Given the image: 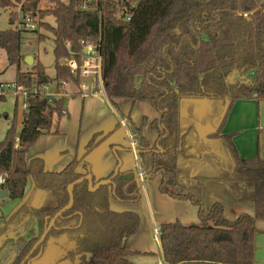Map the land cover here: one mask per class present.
Wrapping results in <instances>:
<instances>
[{
    "label": "trees",
    "instance_id": "16d2710c",
    "mask_svg": "<svg viewBox=\"0 0 264 264\" xmlns=\"http://www.w3.org/2000/svg\"><path fill=\"white\" fill-rule=\"evenodd\" d=\"M39 1L16 0L21 3L23 17L39 18V26L53 34L55 78L46 75L39 61L22 70L23 29L0 31V48L9 64L17 66L14 82L28 90L21 130L17 96L13 120L0 141V174L6 179L0 190H6L12 200L21 199L31 177L45 192V199L39 207L23 204L6 220L0 229V237L6 235L0 245V264L23 262L50 219L69 203L68 185L87 173L88 161L83 159H74L61 172H50L44 159L28 160L27 154L51 132L54 115L63 116L65 85L69 81L80 84L82 77L79 69L72 71L68 61L75 59L80 66L83 44L88 41L98 46L101 77L110 100L146 102L160 112L151 126L158 131L165 150L154 153L152 171V175H161V192L199 207L201 225L179 221L161 225L166 264H256L257 223L264 222V153L242 158L232 142L233 134L221 136L233 161L252 175L254 184V213L244 212L233 220L225 217L223 203L215 202L205 210L196 195L179 192L177 167L184 150L180 124L183 98L228 99L227 112L239 99L264 101V0H50L55 7L45 8L39 7ZM124 1L134 4L129 8V20L120 17L118 5ZM8 4L0 1L2 6L16 7ZM47 16L54 17V25L43 21ZM38 40H44V35L39 34ZM237 73L243 78L232 80ZM45 77L47 83H43ZM51 81L56 83L55 92L46 95L43 88ZM5 99L6 95L0 96V101ZM227 112L216 137H220ZM147 124L145 119L136 129L140 156L152 149L142 135ZM97 138L95 135L89 142L86 154L97 148ZM136 178L135 171L120 172L113 180L115 196L122 201L137 200ZM112 192V185L95 192L89 191L88 181L76 185L74 205L57 219L34 255L48 253L52 244L63 243L69 248V264H78L84 254L90 255L91 264H132L128 257L134 252L128 240L138 232L140 217L131 211L113 210ZM80 213L83 221L79 226ZM30 215L40 220V231L32 230L30 238L9 236L8 230L22 225ZM15 246L19 250L8 258V251ZM5 249L8 253L4 257Z\"/></svg>",
    "mask_w": 264,
    "mask_h": 264
},
{
    "label": "crops",
    "instance_id": "0c3cea01",
    "mask_svg": "<svg viewBox=\"0 0 264 264\" xmlns=\"http://www.w3.org/2000/svg\"><path fill=\"white\" fill-rule=\"evenodd\" d=\"M11 23H14L13 19ZM46 34H51L54 40L52 33L47 31ZM22 55L25 62L29 57H32L33 63L36 61V56L31 53ZM239 77V73L231 76L232 80L243 78ZM67 84V114L59 116L57 120L53 117L51 132L38 140L28 152L27 159H44L45 167L50 172H61L74 159H83L88 161L86 174L88 166H91L94 181L98 182L113 174L118 166L114 151L118 150L120 172L135 171L136 180H140L137 183V200L122 201L113 191L110 201L113 210L131 211L140 217L138 232L128 240L129 248L134 252L128 259L132 264H166L160 240L161 225L179 221L191 226L201 225L202 221L197 205L162 193L161 175H152L154 153L165 151L159 143L158 131L151 126L152 121L160 118V112L146 102L110 100L104 90L102 77L97 75L82 76L80 84L76 83L77 86L70 91ZM228 105V99L185 97L181 100L180 124L184 135V150L178 157L177 189L182 193L196 195L203 202L205 210H209L215 202H221L225 207V217L231 214L237 218L244 212L254 213V184L252 175L233 161L228 143L221 136L233 134L232 142L242 158L264 153V101L258 102L255 98L239 99L227 112ZM226 112L220 137H216L214 135ZM122 119L128 120V128L120 124ZM145 119L148 124L144 126L142 135L152 149L146 150L143 156L139 155L137 160L131 151L129 134L137 139L136 129ZM21 128L22 124L19 130ZM95 135H98L96 141L100 143L95 150L86 154L87 146ZM3 137L0 135V141ZM139 172L143 173V178ZM33 183L28 179L24 197L16 200V210L8 216L0 210L1 222L6 224V220L23 204L30 208L43 204L45 192L41 193ZM10 200L9 196L0 198V203H9ZM257 227L256 264H264V222H258ZM155 229L159 232L156 233ZM32 230L36 233L40 231ZM59 252L56 251L57 254Z\"/></svg>",
    "mask_w": 264,
    "mask_h": 264
},
{
    "label": "rangeland",
    "instance_id": "374dc122",
    "mask_svg": "<svg viewBox=\"0 0 264 264\" xmlns=\"http://www.w3.org/2000/svg\"><path fill=\"white\" fill-rule=\"evenodd\" d=\"M52 3V2H51ZM49 3H43L39 5L40 8L49 7V5H52ZM9 5V4H8ZM12 12L14 14H12ZM21 11L19 7H9V6H2L0 5V31H6L14 28L23 29L25 32L23 33L24 38L21 44V52L23 54L31 53L34 56H36V61H41L40 63L45 67L46 75H48L51 78H55L56 76V70H55V56H54V40L51 34H46V29L39 26V18L35 20L36 25V31H32L29 27V25H25L24 20H22ZM13 15V16H12ZM15 19H14V18ZM39 17V16H37ZM11 19L14 20V23H11ZM50 21L51 24H54V18L47 16L43 19V21ZM49 22V23H50ZM45 29V31H44ZM39 34L44 35V40L39 41ZM49 36V37H48ZM38 56V58H37ZM35 63V62H34ZM27 65V63L24 61L22 63V70L26 71L30 66L33 64ZM17 76V66L10 65L8 62L7 54L6 52L0 48V83H11L14 82ZM69 91L74 89L77 84L74 81H69L68 84ZM55 86L56 83L54 81H51L48 85H45L43 88L44 93L51 95L53 92H55ZM17 102V95L11 93L6 94V99L4 101H0V135H4L8 128V124H11V121L14 117V110L15 105ZM18 121H19V129L22 122V115L24 111L23 107V97L18 98ZM8 116V119L6 118ZM59 115L55 114L54 119H58ZM121 124V123H120ZM3 137V138H4ZM2 138V139H3ZM1 139V140H2ZM29 182L33 183V179L31 177L28 178ZM34 184V183H33ZM1 191V190H0ZM43 190L40 192L42 193ZM16 200H10L9 203L1 204L0 203V210L2 209L6 216L11 214L13 210H16L17 205ZM14 208V209H13ZM1 212V211H0ZM227 217L230 220H233L235 215H227ZM5 224V222L0 221V228ZM260 228V226H259ZM35 229L37 231L40 230V220L35 215H30L27 217L25 223L19 227L14 228L11 227L8 230L9 236L18 237V236H25L27 238H30L31 236V230ZM6 235H3L0 237V245L5 241ZM9 250V249H8ZM19 250L18 246H15L12 251H8L10 254L8 255V258H11L15 256L16 252ZM6 249L4 250V257L8 253ZM78 260V264H91V257L88 254H84L81 256Z\"/></svg>",
    "mask_w": 264,
    "mask_h": 264
},
{
    "label": "built area",
    "instance_id": "2783aa9c",
    "mask_svg": "<svg viewBox=\"0 0 264 264\" xmlns=\"http://www.w3.org/2000/svg\"><path fill=\"white\" fill-rule=\"evenodd\" d=\"M0 1H4L5 3H12L15 4L17 7H19L20 11H21V3H17L16 0H0ZM63 2L68 1V0H62ZM49 3L50 0H40L39 1V5L43 4V3ZM51 3V2H50ZM52 7H55L54 3H51ZM134 4H131L130 6L124 1L122 3H120L118 5V9H119V13H120V17L124 18L126 20L130 19V15H129V11H130V7H133ZM22 12V11H21ZM22 16V20H24L25 25H29L31 30H35L36 25H35V20L33 18H30L29 16L26 18L23 17V14L21 13ZM37 19V18H36ZM67 47H71L70 43L66 44ZM83 46L85 47L84 50V59L82 64L79 66L77 64V62L75 61V59H70L68 61V63L71 65L72 67V71L75 73L77 69L80 70L81 72V76L87 77L90 75H97L101 77V56L99 54V51L97 49V45L91 41H88L87 43L83 44ZM83 89H85V86L83 87ZM34 91L37 92V90L35 89ZM13 93L17 96H21L23 97V107L26 109L28 107V103L25 102V99L28 95V90L19 86L18 84H16L15 82H11V83H0V96L1 95H6L7 93ZM48 95V94H46ZM67 114V111L64 110L63 111V115ZM121 124L123 127L128 128V120L127 119H122L121 120ZM129 141H130V147L133 151V154L135 156V158L138 160V156L140 153H138L139 148H138V141L135 139V137L131 134H129ZM139 176L141 178H143V173L139 172ZM5 176L0 174V185L3 184L5 182ZM156 233H158V229H155Z\"/></svg>",
    "mask_w": 264,
    "mask_h": 264
},
{
    "label": "water",
    "instance_id": "95a60500",
    "mask_svg": "<svg viewBox=\"0 0 264 264\" xmlns=\"http://www.w3.org/2000/svg\"><path fill=\"white\" fill-rule=\"evenodd\" d=\"M32 57H29L28 59H26V63L27 64H32ZM48 80L47 78L45 77L43 79V83H47ZM227 111V109H226ZM159 148V146H158ZM132 151V149H131ZM115 155L117 157V160H118V166L114 169V172L113 174L109 177V178H106V179H102L98 182H95L94 181V175H93V171H92V168L91 166H88V174L84 175L83 177L79 178V179H76L75 181H73L72 183H70L68 185V193H69V196H70V200H69V203L63 207L53 218L50 219L45 231L43 232L41 238L39 239V241L35 244V246L33 247V249L30 251V254L23 260V262L21 264H31L29 260V256L31 254H33L35 252V250H37V248L44 242V240L46 239L47 235L49 234L50 230L55 226L56 224V221L57 219L63 214L65 213L66 211H68L69 209L72 208V206L74 205V202H75V197H74V189H75V186L82 183L83 181H88V188H89V191L91 192H95L97 191L101 186H104V185H112L113 186V191L115 193V188H116V185L114 183V178L120 173V165H121V159L119 158L118 156V150H115ZM141 151L139 150L138 153H140ZM92 164V162H89ZM137 183L140 182L139 179L136 180ZM8 197V192L6 190H1L0 191V198L3 199V198H6ZM81 215V221H80V224L79 226L82 224V221H83V215L80 213ZM60 250V246H58L57 248L55 247L52 251H55V250ZM42 253V252H41ZM29 260V261H28ZM181 264H189V263H181Z\"/></svg>",
    "mask_w": 264,
    "mask_h": 264
},
{
    "label": "flooded vegetation",
    "instance_id": "af4514ba",
    "mask_svg": "<svg viewBox=\"0 0 264 264\" xmlns=\"http://www.w3.org/2000/svg\"><path fill=\"white\" fill-rule=\"evenodd\" d=\"M58 246L61 247V250L56 249L55 251H52L55 247L57 248ZM62 250H63V253L61 254ZM68 250H69V248L64 246L63 243H56V244L54 243L51 245L48 253L44 254L42 252V253H38L36 255H34V253H33L29 256V260H31L30 261L31 264H69V261H67V259H66L67 254H68ZM56 251L57 252L61 251V252H59L57 254Z\"/></svg>",
    "mask_w": 264,
    "mask_h": 264
}]
</instances>
